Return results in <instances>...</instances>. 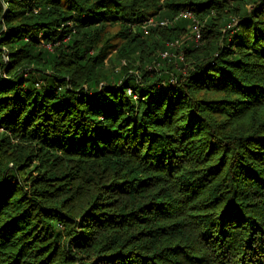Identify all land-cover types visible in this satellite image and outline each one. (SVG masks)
<instances>
[{
    "label": "trees",
    "instance_id": "16d2710c",
    "mask_svg": "<svg viewBox=\"0 0 264 264\" xmlns=\"http://www.w3.org/2000/svg\"><path fill=\"white\" fill-rule=\"evenodd\" d=\"M0 264H264V0H0Z\"/></svg>",
    "mask_w": 264,
    "mask_h": 264
},
{
    "label": "built area",
    "instance_id": "2783aa9c",
    "mask_svg": "<svg viewBox=\"0 0 264 264\" xmlns=\"http://www.w3.org/2000/svg\"><path fill=\"white\" fill-rule=\"evenodd\" d=\"M178 18H190L192 21V32L194 34L193 40L198 43L201 38V29H200V23L198 22L197 19L194 18L193 14L189 10L185 11H180L178 15H176L173 19H162V20H157V19H149L147 21V25H166L168 24L171 20H176ZM169 46H174V41H170L167 43ZM171 53L168 51H164L161 53L162 56L170 55Z\"/></svg>",
    "mask_w": 264,
    "mask_h": 264
},
{
    "label": "rangeland",
    "instance_id": "374dc122",
    "mask_svg": "<svg viewBox=\"0 0 264 264\" xmlns=\"http://www.w3.org/2000/svg\"><path fill=\"white\" fill-rule=\"evenodd\" d=\"M115 29H116V27L115 28H112L111 29V32H114L115 31ZM184 38H190V34H186V35H184V37H182V41H183V39ZM117 40H113V42H116ZM119 42V41H118ZM115 53V50H112V54H114ZM111 54H109V56H110ZM123 63H124V61H123ZM108 65V64H107Z\"/></svg>",
    "mask_w": 264,
    "mask_h": 264
}]
</instances>
